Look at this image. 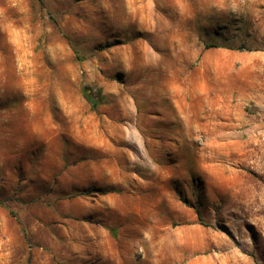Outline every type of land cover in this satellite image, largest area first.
Masks as SVG:
<instances>
[{"label":"rangeland","instance_id":"obj_1","mask_svg":"<svg viewBox=\"0 0 264 264\" xmlns=\"http://www.w3.org/2000/svg\"><path fill=\"white\" fill-rule=\"evenodd\" d=\"M0 264H264V0H0Z\"/></svg>","mask_w":264,"mask_h":264},{"label":"trees","instance_id":"obj_2","mask_svg":"<svg viewBox=\"0 0 264 264\" xmlns=\"http://www.w3.org/2000/svg\"><path fill=\"white\" fill-rule=\"evenodd\" d=\"M83 94L85 99L91 104V107L94 109L98 107L100 101L103 99L101 90L94 92V90L89 86L84 87Z\"/></svg>","mask_w":264,"mask_h":264},{"label":"crops","instance_id":"obj_3","mask_svg":"<svg viewBox=\"0 0 264 264\" xmlns=\"http://www.w3.org/2000/svg\"><path fill=\"white\" fill-rule=\"evenodd\" d=\"M232 129H233V126H230V128H229V130H230V134H231V132H232ZM253 129V127L251 126L250 127V130H252ZM250 132V131H249Z\"/></svg>","mask_w":264,"mask_h":264}]
</instances>
